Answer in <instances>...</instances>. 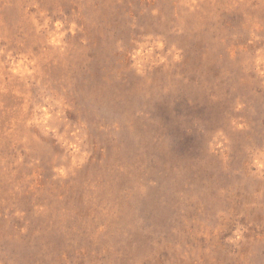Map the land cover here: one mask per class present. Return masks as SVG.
<instances>
[{
    "label": "rangeland",
    "instance_id": "1",
    "mask_svg": "<svg viewBox=\"0 0 264 264\" xmlns=\"http://www.w3.org/2000/svg\"><path fill=\"white\" fill-rule=\"evenodd\" d=\"M0 264H264V0H0Z\"/></svg>",
    "mask_w": 264,
    "mask_h": 264
}]
</instances>
